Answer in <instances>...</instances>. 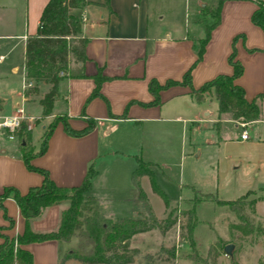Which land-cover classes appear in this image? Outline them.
Here are the masks:
<instances>
[{
    "label": "crops",
    "instance_id": "crops-1",
    "mask_svg": "<svg viewBox=\"0 0 264 264\" xmlns=\"http://www.w3.org/2000/svg\"><path fill=\"white\" fill-rule=\"evenodd\" d=\"M87 1L83 6L71 10L80 21L78 35L86 38L83 76H64L56 82V96L52 100L50 112L41 116L38 129L41 134L44 124L53 115L61 116L72 129H80L87 120H91L93 125L80 136H70L57 121L46 139L44 151L30 159L32 165L44 168L54 184L73 186L79 183L86 166L91 164L95 173L85 194L95 200L98 216L114 218L140 215L145 212V204L153 214L148 202V194L153 192L146 176L138 177L145 204L137 200L131 190L129 174L135 165L134 156L138 155L142 161L149 163L157 183L158 177L169 179L166 170L168 167L164 161L169 159V154L173 151L172 133H166L165 139L155 141L157 133L137 131L139 125L160 122L175 125L180 133L177 150L183 156L186 128L196 134L202 133L204 145L214 146L218 143L217 139L219 140L217 132L221 123L228 121L238 133L241 129L246 131V138L239 139L237 133L235 141L248 139L250 150H258L261 149L258 146H262L263 152L260 150L259 156L253 158V161L264 164V40L261 30L249 20L250 12L254 8L251 1L222 0L218 9V21L210 28L201 57L189 72L192 88H197L216 74H229L231 68L226 62V55L230 50V40L232 36L241 34L242 37L234 41V56L241 65V73L233 82L241 87L246 100L261 94L256 100L258 116L247 120V127H241L234 119L226 116L217 118L213 97L207 95L200 101H195L186 85L174 84L160 89L157 93L158 102L148 104L151 99L146 88L149 79L158 83L167 78L179 79L195 58L191 39L203 34L202 24L197 20L198 10L204 4H213L214 0H186L183 6H190V21L186 22L184 19L179 21L177 0ZM44 2L45 0H26V14H30L33 27L20 34L22 53L24 38L34 32ZM81 17L83 20H80ZM249 48L258 50L248 51ZM11 69L15 70V67ZM96 72L102 77L97 94L88 96L94 84L92 76ZM21 93L22 91L17 93L19 100ZM23 95L24 102L36 103L35 115H40L37 100L30 102L29 94ZM210 99L214 100L213 103H210ZM19 100L12 103L8 113L12 112L14 104ZM3 103L0 98V114H4ZM25 112L29 113L26 110ZM47 118L49 119L45 122ZM215 121L216 125L213 124ZM30 131L29 142L35 149ZM39 180L40 175L26 169L19 159L16 137L7 139L0 132V191L3 186H12L22 193L28 186L36 185ZM158 188L164 190L161 186ZM110 191L117 193L123 201L122 207L117 211L99 204L100 197L107 201L108 197L105 195ZM193 191L192 185L178 183L176 203L189 198ZM65 203V200H60L45 207L30 221L31 228L37 231L54 228L59 210ZM1 204L6 215L12 219L11 227L1 232L14 236L21 231L22 218L9 195ZM169 206L168 202L166 206L162 204L160 215L153 216L157 219L164 217ZM127 213L128 216H125ZM5 223L0 211V224ZM165 233L166 230L160 233L149 229L131 234L127 244L136 248V253L125 264H151L150 261L154 258L150 254L166 251L163 248ZM142 237H148V241L145 240L138 246L132 244L131 241ZM62 243L63 247L54 240H44L29 242L23 247L29 251L33 264H56L60 255L67 250V242ZM164 258L161 257L164 261L162 264H168V259ZM61 264L80 263L68 258Z\"/></svg>",
    "mask_w": 264,
    "mask_h": 264
},
{
    "label": "trees",
    "instance_id": "trees-1",
    "mask_svg": "<svg viewBox=\"0 0 264 264\" xmlns=\"http://www.w3.org/2000/svg\"><path fill=\"white\" fill-rule=\"evenodd\" d=\"M254 4L250 12L249 20L256 25L262 33L264 40V0H249ZM87 0H45L43 3L35 30L24 38L22 53V77L30 84L22 89L23 94H34L38 83L48 84V88L37 99L40 105V116L48 115L52 100L56 96L55 85L61 77H82V64L86 57L84 45L86 38L78 35L80 21L71 10L86 4ZM222 0H214L213 4H204L199 7L197 20L201 22L203 34L201 37L191 39V48L195 58L183 71L179 79L167 78L158 83L149 79L146 84L151 99L148 104L158 102V90L169 85L180 84L189 88V94L195 101H200L204 96L211 95L216 103L217 118L226 116L231 119L240 117L243 121L255 119L258 116V105L256 100L261 94L246 100L241 87L233 80L240 75L241 65L234 56V41L241 34L231 37L230 50L226 55V62L230 65L229 74H216L210 79L203 81L197 88H192L189 81V72L193 64L201 57L203 46L208 38L210 28L218 21V9ZM208 16L210 20L204 18ZM248 51L258 50L249 48ZM264 50V48H263ZM61 72L59 75L58 72ZM98 72L92 76L93 87L88 96L97 94V87L101 80ZM59 121L62 130L70 136H80L88 132L93 123L87 120L80 129L70 128L65 120L59 115H53L44 124L39 137L37 148H33L29 142L28 131L18 129L15 133L17 139L18 157L24 167L37 172L40 180L36 185L28 186L24 192L17 191L12 186H3L0 191V211L6 223L0 224V264H33L31 255L23 245L29 242L54 240L56 243L68 242L73 236L77 237L75 245L64 251L56 264L63 260L72 258L80 264H125L132 260L136 248L129 247L127 239L136 232L146 231L152 228L158 229L160 233L166 230L174 222L169 214L157 219L145 204V196L138 185V177L146 176L150 190L158 195L164 206L167 199L156 185L149 163L142 161L138 155L134 156L135 165L130 171L129 180L131 190L137 200L145 204V212L133 217H100L96 212L95 200L85 193L90 188V179L95 170L91 164L86 166L84 174L78 184L73 186H59L54 184L48 177L44 168L34 166L30 159L40 155L46 146L54 124ZM217 124V121L213 123ZM264 192V189H263ZM246 192L234 199H216V203L225 204L241 219L243 218L244 205L252 207L259 195L248 197ZM10 196L16 205L17 211L22 218L21 231L14 236H8L1 230L8 229L12 225V219L5 214L1 204L6 196ZM193 199L211 198L207 193H198ZM191 197L182 199L183 202L190 201ZM65 200L66 203L60 208L57 223L54 228L37 231L31 228L30 221L38 216L48 205ZM186 215L188 236L194 223L192 206L182 211ZM196 254V253H193ZM196 264H207L199 256L192 255Z\"/></svg>",
    "mask_w": 264,
    "mask_h": 264
},
{
    "label": "rangeland",
    "instance_id": "rangeland-1",
    "mask_svg": "<svg viewBox=\"0 0 264 264\" xmlns=\"http://www.w3.org/2000/svg\"><path fill=\"white\" fill-rule=\"evenodd\" d=\"M186 2V0L185 2L177 0L179 21L183 19L184 22L190 21V6L189 4L183 6ZM204 18L210 20L208 16ZM32 27L30 14H26V0H0V98L4 101V114H8L12 103L19 100L17 93L21 91L22 59L20 34L31 30ZM11 67H15V70ZM47 88L48 84L38 85L36 93L29 94L28 101H36ZM209 101L213 103L214 100ZM23 105L27 112L37 114L35 102H24ZM40 121L41 117L30 131L35 148L39 143ZM234 121L237 124L242 122L241 127H247L248 121H243L240 117L235 118ZM138 130L144 133L154 131L157 133L155 141L165 139L166 133L171 132L173 135V151L169 154V159L164 161L168 167L166 170L169 179L158 177L157 183L154 174L153 178L156 185L164 189L160 188L170 205L164 216L169 214L174 218V222L166 229L163 240L165 243L163 248L166 251L160 250L158 253L150 254L154 258L150 263L162 264L164 261L161 257H165L168 259V264H196L195 259L191 258L192 255H196L204 259L207 264H264V164L253 161V158L259 156L262 146H258L261 149L250 150L248 139L235 141L238 130L235 131L228 121L221 123L217 132L219 140L217 139L218 143L214 146L204 145L202 133L196 134L186 128L183 156H180L177 150L180 133L179 128L175 129V125L164 122L145 123L139 125ZM178 183L192 185L195 196L201 197L198 193H207L211 198L193 199L191 195L190 201L179 200L176 203ZM246 192L250 193L248 197L259 195L260 199L256 200L251 208L244 205L241 219L237 218L227 205L215 202L216 199H234ZM105 196L109 199L105 201L100 197V205L110 206L116 211L122 207L123 201L117 193L110 191ZM148 202L153 214L159 216L163 204L161 198L149 192ZM190 206H192L194 223L188 236V219L182 211L190 209ZM125 216H128V213ZM152 229L158 231L156 228ZM141 239L131 242L138 246L145 240L148 241V237ZM76 242L77 237L73 236L65 243V247L73 246ZM226 243L232 245L229 255H226L222 249ZM61 245L63 247L64 243Z\"/></svg>",
    "mask_w": 264,
    "mask_h": 264
},
{
    "label": "built area",
    "instance_id": "built-area-1",
    "mask_svg": "<svg viewBox=\"0 0 264 264\" xmlns=\"http://www.w3.org/2000/svg\"><path fill=\"white\" fill-rule=\"evenodd\" d=\"M83 20V17L80 18ZM60 75L61 72L59 71ZM30 83L21 80V91L23 88L27 87ZM25 97L23 93L20 95V100L14 104L12 112L8 114H0V131L5 134L7 139L15 138L16 131L22 129L23 131H30L38 120H40V115L29 114L24 110ZM242 126V122H238ZM239 139L246 138L245 129H241L238 133Z\"/></svg>",
    "mask_w": 264,
    "mask_h": 264
},
{
    "label": "water",
    "instance_id": "water-1",
    "mask_svg": "<svg viewBox=\"0 0 264 264\" xmlns=\"http://www.w3.org/2000/svg\"><path fill=\"white\" fill-rule=\"evenodd\" d=\"M231 247H232V245L230 243H226L223 245L222 249L226 255L230 254ZM263 250H264V246H263Z\"/></svg>",
    "mask_w": 264,
    "mask_h": 264
}]
</instances>
